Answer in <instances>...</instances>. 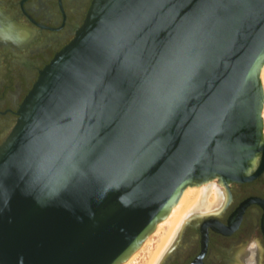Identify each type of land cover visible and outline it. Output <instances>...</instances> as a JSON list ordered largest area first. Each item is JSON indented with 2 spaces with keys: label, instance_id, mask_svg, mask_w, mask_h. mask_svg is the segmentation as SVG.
Returning <instances> with one entry per match:
<instances>
[{
  "label": "water",
  "instance_id": "obj_1",
  "mask_svg": "<svg viewBox=\"0 0 264 264\" xmlns=\"http://www.w3.org/2000/svg\"><path fill=\"white\" fill-rule=\"evenodd\" d=\"M264 0H92L0 145V264H123L183 190L264 167Z\"/></svg>",
  "mask_w": 264,
  "mask_h": 264
},
{
  "label": "flooded vegetation",
  "instance_id": "obj_2",
  "mask_svg": "<svg viewBox=\"0 0 264 264\" xmlns=\"http://www.w3.org/2000/svg\"><path fill=\"white\" fill-rule=\"evenodd\" d=\"M91 2L0 0V145L39 71L73 39ZM215 183L211 211L182 223L158 264H264V167L250 181Z\"/></svg>",
  "mask_w": 264,
  "mask_h": 264
},
{
  "label": "bare ground",
  "instance_id": "obj_3",
  "mask_svg": "<svg viewBox=\"0 0 264 264\" xmlns=\"http://www.w3.org/2000/svg\"><path fill=\"white\" fill-rule=\"evenodd\" d=\"M259 77L263 93L261 119L264 132V64L261 67ZM219 195L220 187H217L215 181L207 182L200 186H189L185 188L181 193L177 203L169 212L168 216L157 224L153 233L147 237L145 242L139 248L142 249L143 245L148 244L152 235L154 236L161 233L154 250L149 253L144 264H158L161 257L163 256V253L167 249V246L170 244V242H172L182 223L186 222L189 218L195 216L196 214L210 212L212 209L211 207H213L212 205L215 203V201H217ZM137 251L131 255V257L127 260L128 262L136 256Z\"/></svg>",
  "mask_w": 264,
  "mask_h": 264
},
{
  "label": "rangeland",
  "instance_id": "obj_4",
  "mask_svg": "<svg viewBox=\"0 0 264 264\" xmlns=\"http://www.w3.org/2000/svg\"><path fill=\"white\" fill-rule=\"evenodd\" d=\"M159 235H161V233L154 236L152 235L149 243L143 245V248L137 251L136 256L131 261H127L125 264H144V262L147 260L146 258H148L149 253L154 250L155 245L159 239Z\"/></svg>",
  "mask_w": 264,
  "mask_h": 264
},
{
  "label": "clouds",
  "instance_id": "obj_5",
  "mask_svg": "<svg viewBox=\"0 0 264 264\" xmlns=\"http://www.w3.org/2000/svg\"><path fill=\"white\" fill-rule=\"evenodd\" d=\"M252 247H253V248L256 247L255 243H253Z\"/></svg>",
  "mask_w": 264,
  "mask_h": 264
}]
</instances>
